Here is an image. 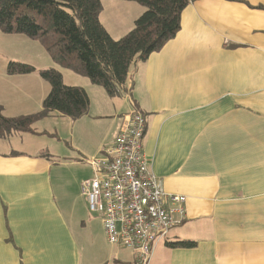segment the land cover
Segmentation results:
<instances>
[{"label": "crops", "instance_id": "obj_1", "mask_svg": "<svg viewBox=\"0 0 264 264\" xmlns=\"http://www.w3.org/2000/svg\"><path fill=\"white\" fill-rule=\"evenodd\" d=\"M124 1L116 3L135 2ZM137 8L127 33L145 11ZM102 10L110 35L124 36ZM54 68L85 88L90 107L76 120L52 112L70 127L54 141L34 125L0 138V264H134L131 249L108 241L81 189L92 176L87 159L112 143L134 107L146 117L153 173L186 197L184 220L155 243L150 264H264V0L191 2L174 38L133 62L115 96ZM36 76L3 91L6 116L42 109L50 85ZM184 239L197 245L168 246Z\"/></svg>", "mask_w": 264, "mask_h": 264}, {"label": "trees", "instance_id": "obj_2", "mask_svg": "<svg viewBox=\"0 0 264 264\" xmlns=\"http://www.w3.org/2000/svg\"><path fill=\"white\" fill-rule=\"evenodd\" d=\"M145 11L133 28L114 39L99 15L101 0H0V30L38 40L60 66L86 76L115 96L124 91L130 66L161 50L181 28L183 10L195 0H129ZM37 68L10 61L8 74H29ZM50 91L36 113L6 116L0 103V138L15 132H35V122L58 112L76 120L87 113L90 98L84 87L67 85L54 68L38 70ZM193 240L169 242L170 247L194 248Z\"/></svg>", "mask_w": 264, "mask_h": 264}, {"label": "built area", "instance_id": "obj_3", "mask_svg": "<svg viewBox=\"0 0 264 264\" xmlns=\"http://www.w3.org/2000/svg\"><path fill=\"white\" fill-rule=\"evenodd\" d=\"M146 129L144 113L134 107L123 116L112 143L87 159L92 176L81 185L108 241L131 249L134 264H150L155 243L166 240L186 216V197L166 192L150 167Z\"/></svg>", "mask_w": 264, "mask_h": 264}, {"label": "rangeland", "instance_id": "obj_4", "mask_svg": "<svg viewBox=\"0 0 264 264\" xmlns=\"http://www.w3.org/2000/svg\"><path fill=\"white\" fill-rule=\"evenodd\" d=\"M101 1L103 2V10L101 13L102 21L108 26V28L112 26L114 27L115 31H117L116 28H118L119 31L117 34H119V36H122L127 33L126 28H123V24H125L126 26V24L128 23L129 15L127 16V14H131L132 10L138 11L137 7H139V9H141L142 7L137 2H132L134 3L132 5H124L116 3V0ZM124 2L128 3L130 1ZM128 7H130L132 10ZM10 61L26 63L36 68L62 67V69H66L56 63V61L51 57V55L46 51V49L38 40L31 39L23 34H9L4 33L0 30V98L4 96L3 91L5 89L8 88L10 92L16 91L17 83L25 80H30L32 79V77H35V75H39L38 73H31L29 74L30 76H26V74L25 76L23 74H8L7 65ZM36 77H38V79L43 82L45 81L41 76ZM4 97L8 96H6L5 94ZM34 126L37 127L39 130H42L43 132H51L52 134L51 136H49V138H52L53 141L55 139L54 134H57L58 137L60 136V133H68L70 129V127L64 122V120H61L59 116H56L53 113L35 122ZM38 140H40V138H38ZM55 142L60 145L57 140Z\"/></svg>", "mask_w": 264, "mask_h": 264}]
</instances>
